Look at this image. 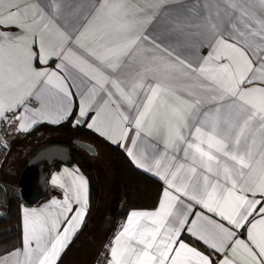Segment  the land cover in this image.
<instances>
[{"label":"snow or ice","instance_id":"1","mask_svg":"<svg viewBox=\"0 0 264 264\" xmlns=\"http://www.w3.org/2000/svg\"><path fill=\"white\" fill-rule=\"evenodd\" d=\"M77 102L73 127L162 182L97 264H264V0H0V126L60 124ZM50 179L62 198L21 206L0 264H59L81 228L89 179Z\"/></svg>","mask_w":264,"mask_h":264},{"label":"crops","instance_id":"2","mask_svg":"<svg viewBox=\"0 0 264 264\" xmlns=\"http://www.w3.org/2000/svg\"><path fill=\"white\" fill-rule=\"evenodd\" d=\"M202 51L204 52V54H206L207 50L204 49ZM56 63H57L56 59L53 58L49 62L47 67L55 68V64ZM36 64H37V66H40L38 59L36 61ZM77 114H78V102H77V104L74 107L73 113L69 117V119H71V121L65 120V121H62L60 124H52V123H49V122L45 121V122L38 123L32 129H30L28 132H26V133L23 132L24 136L22 138L13 141L11 150L8 153L4 163L7 161V159L8 160L9 159L16 160L17 158H19L20 161L23 162V159H22L23 153L26 156V154L30 150L35 148V146H37L38 144H42V143H45V142H47V143L51 142L52 139L57 138L56 135H57L58 131L63 130V129H65L67 131H74V129H73L74 127H73L72 121L75 120ZM63 123H65V124L62 125L61 127H58L59 125H61ZM76 127H80V129L76 130L74 132H78L81 135L87 136L88 140H86V142L90 143L91 145H93L95 147L96 153L98 152L96 145L99 144V145H101L102 147H104L105 149L108 150V152L110 154V157H111V146H117V145L111 144L110 142L105 140L103 137H100L95 132L87 129L86 126L77 125ZM78 149H80V148H78ZM85 155H87L89 157L91 154L85 153ZM111 160H112V158H111ZM4 163L2 165L3 168L5 166ZM65 166L71 168L73 165L61 164L58 167L51 168L48 171V186H49V190H48V193H47L46 197L43 200H41L37 204L31 205V204H27L26 202H24L20 198V202H21L20 203V209H21L22 205L25 206V207H28V208H39L40 206H42L43 204L48 202L50 199H52L54 196L56 198H62V190H60L58 187H54L51 184V179L50 178H51V174L53 172H59L60 169L62 167H65ZM20 169H22V166H21ZM0 170H1V168H0ZM146 174L154 177L150 173H146ZM0 176L2 177L1 173H0ZM156 179H158V178H156ZM102 184H103V182H102ZM161 185H162V182H161ZM103 188H104V186H103ZM121 200H122L121 188H120V185H119V183L117 181L116 187H114V194L112 195V199H111L112 209H110L109 211H106L104 218H102V214L104 212V205H105V194H104V202H103V205H102V208H101L99 214L94 219H91L90 221H88V223L86 224V225H88L87 228L89 227L88 228L89 230L87 231L86 230L87 229L86 226L84 227V223L86 222V218H87V215H86L85 221L83 222L81 228L73 236L72 240L70 241V243L66 247L65 251L62 253V256H61V258L59 260V264H93L94 263L97 255H98V253H99V251L101 249L102 244L105 241H107L109 239V237H110V234L114 230H115L114 232H116V230L118 228V226L117 227L116 226L113 227V225H114L113 224V221H114L113 220V214H114L113 210H114V207L116 205H118V203ZM137 209H142V208H137ZM129 210H127V212ZM196 210H201V209H199V207H197ZM127 212L124 214L122 219L117 222V224H120L122 222L123 218L126 217ZM3 214H5V213H2L0 215H3ZM206 215H209L213 219H216V220L220 219L219 217H216V216H214L211 213H206ZM20 218H21V211H20ZM224 223L226 224V222H224ZM21 227H22V220H21ZM239 235L241 236V238H245L246 239V228L241 230ZM183 238L185 240L193 243L194 246L198 247L202 251H205V252H211L212 251V250L208 249L207 246L203 245L202 242H200L198 240H194L193 238H191L187 233L184 234ZM0 252H2L1 245H0ZM218 258H220V254L213 252L212 253V259L216 260Z\"/></svg>","mask_w":264,"mask_h":264},{"label":"trees","instance_id":"3","mask_svg":"<svg viewBox=\"0 0 264 264\" xmlns=\"http://www.w3.org/2000/svg\"><path fill=\"white\" fill-rule=\"evenodd\" d=\"M71 121V119H68ZM65 123L59 125L61 127ZM74 131L79 130L80 127H74ZM55 139V140H54ZM51 142H64L67 140L54 138ZM35 146L37 148L40 145ZM71 159L68 164L77 165L80 171L89 179L90 182V207L87 213L84 227L91 219H94L100 212L104 202V188L102 184V176L100 170L89 162V157L85 155L82 149L76 148L73 144ZM111 158L116 179L120 185L122 199H126L123 208L118 211L117 205L114 207L113 227L122 219L127 210L131 208H150L155 203L158 193L162 187L161 182L140 169H136L131 165L125 152L117 147L111 146ZM26 159V158H25ZM25 161V160H24ZM22 162V167L24 166ZM59 163H55L51 168L58 167ZM3 186L6 191V212L0 215V245L2 252L5 248H10L17 244L21 234V218H20V195L15 185L3 180Z\"/></svg>","mask_w":264,"mask_h":264},{"label":"water","instance_id":"4","mask_svg":"<svg viewBox=\"0 0 264 264\" xmlns=\"http://www.w3.org/2000/svg\"><path fill=\"white\" fill-rule=\"evenodd\" d=\"M70 144L86 152L88 146H91L92 151L88 152L96 153L93 145L77 138H69L66 143L48 142L27 153L25 164L17 178L18 193L24 202L34 205L46 197L49 190L47 169L55 163L68 164L70 162L72 151ZM125 203L126 199L123 198L117 206L118 211L123 208ZM0 204H6V191L2 184H0Z\"/></svg>","mask_w":264,"mask_h":264},{"label":"rangeland","instance_id":"5","mask_svg":"<svg viewBox=\"0 0 264 264\" xmlns=\"http://www.w3.org/2000/svg\"><path fill=\"white\" fill-rule=\"evenodd\" d=\"M56 136L57 138L63 140H68L69 138H77L82 141L88 140V137L85 135H81L80 133L74 131H67L65 129L58 131ZM96 146L98 152L89 156V162L97 166L101 172L105 194L104 212L102 214V218H104L105 212L112 209L111 199L112 195L114 194V187H116L117 179L114 176L115 172L112 164L113 162L111 160L108 150L99 144ZM21 164L22 161H20L19 158H17L16 160L7 159V161L4 163V168L1 167L0 173L2 174V177L0 176V178L12 185H15V187L17 188V178L21 171ZM5 212V206L3 204H0V214ZM87 226L88 225H86V228ZM88 228L86 229L87 231L89 230Z\"/></svg>","mask_w":264,"mask_h":264},{"label":"built area","instance_id":"6","mask_svg":"<svg viewBox=\"0 0 264 264\" xmlns=\"http://www.w3.org/2000/svg\"><path fill=\"white\" fill-rule=\"evenodd\" d=\"M5 133H7V135H5ZM24 136V133L23 132H19V133H13V130L12 128H5L3 126H0V137H3V139L6 141V146L4 143H0V168L2 167L8 153L10 152L11 150V147H12V143L13 141L17 140V139H20ZM0 184L3 185V180L0 178ZM119 224L116 225V227L118 226ZM115 231V230H114ZM112 232L110 234V237L107 241H109L112 236L114 235L115 232ZM105 241L102 246H101V249L94 261L93 264H97V261L98 259H102L100 257V253L103 251V245L107 242Z\"/></svg>","mask_w":264,"mask_h":264},{"label":"flooded vegetation","instance_id":"7","mask_svg":"<svg viewBox=\"0 0 264 264\" xmlns=\"http://www.w3.org/2000/svg\"><path fill=\"white\" fill-rule=\"evenodd\" d=\"M85 153H87V154H90V152H86L85 150H83ZM27 155V154H26ZM25 158H26V156L24 155V153H23V156H22V159H23V161L25 160Z\"/></svg>","mask_w":264,"mask_h":264}]
</instances>
